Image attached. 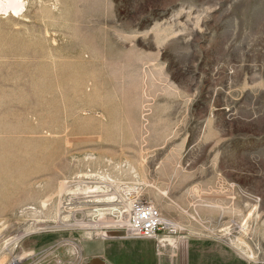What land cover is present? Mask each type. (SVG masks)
<instances>
[{"label": "rangeland", "instance_id": "374dc122", "mask_svg": "<svg viewBox=\"0 0 264 264\" xmlns=\"http://www.w3.org/2000/svg\"><path fill=\"white\" fill-rule=\"evenodd\" d=\"M24 4L0 13V264H187L196 239L264 264V0ZM127 193L174 226L126 238Z\"/></svg>", "mask_w": 264, "mask_h": 264}, {"label": "crops", "instance_id": "0c3cea01", "mask_svg": "<svg viewBox=\"0 0 264 264\" xmlns=\"http://www.w3.org/2000/svg\"><path fill=\"white\" fill-rule=\"evenodd\" d=\"M51 235L52 234H44L35 236L33 240H30L32 242L29 243V245H32L29 249L37 250L43 247L48 243L47 240L50 239ZM87 242H98L101 244V250L90 253L87 252L88 257H98L104 260L107 264H117L114 259H111L112 257L115 258L118 256V254H113L115 244L117 243L116 241H84L83 249H85L84 244ZM162 243L163 240L159 239V245H162ZM187 245L189 251L187 264H189L190 255H193L196 264H232L234 262L229 249H226V247L220 242L196 239L187 242ZM116 253H120L119 250L116 251ZM124 254L128 255V252H125ZM129 254L130 257H132L130 260L135 262V264H143L145 261L144 255L137 251H130Z\"/></svg>", "mask_w": 264, "mask_h": 264}, {"label": "built area", "instance_id": "2783aa9c", "mask_svg": "<svg viewBox=\"0 0 264 264\" xmlns=\"http://www.w3.org/2000/svg\"><path fill=\"white\" fill-rule=\"evenodd\" d=\"M125 198L122 202L118 200V203L123 205L122 212L119 211L120 217L116 221V224L120 225L125 233L126 238L130 239H150L155 238L158 231L168 226L166 221L162 218L159 210L153 205L146 203L143 200L131 198V194H125ZM128 205V206H127ZM118 211V210H117ZM116 214V210H113ZM116 217V216H115ZM20 259L14 258L8 264H19Z\"/></svg>", "mask_w": 264, "mask_h": 264}, {"label": "bare ground", "instance_id": "6f19581e", "mask_svg": "<svg viewBox=\"0 0 264 264\" xmlns=\"http://www.w3.org/2000/svg\"><path fill=\"white\" fill-rule=\"evenodd\" d=\"M24 0H0V13H15V14H17V13H19V12H21L22 10H23V8H24ZM62 186V185H61ZM63 187V186H62ZM62 189V188H61ZM107 191V190H106ZM93 193L92 194H94V191H92ZM95 192H97V191H95ZM104 192V191H103ZM90 193V192H89ZM88 194V193H87ZM90 196H92V195H90ZM108 201H109V199H107ZM91 201V200H90ZM93 201V200H92ZM60 204H61V202H60ZM128 206V205H127ZM107 208H105V209H103V208H98L97 210L98 211H102L101 213H98L100 216H98L97 217V220H93V222L92 221H89V222H86V223H82V221H77L76 220V222H75V224L74 225H77V226H80V227H91V226H97V224L99 223V225H101V224H105V223H110L111 224V222L110 221H105L104 220V217H103V211H105ZM166 223L168 224V225H171V226H174V224L173 223H171V222H167L166 221ZM65 225H67V226H69V224L68 223H66ZM111 225H113V223L111 224ZM105 226V225H104ZM234 242L235 243H237V244H242V241H239L238 239H236L235 238V240H234ZM249 256L252 258V254H249Z\"/></svg>", "mask_w": 264, "mask_h": 264}, {"label": "water", "instance_id": "95a60500", "mask_svg": "<svg viewBox=\"0 0 264 264\" xmlns=\"http://www.w3.org/2000/svg\"><path fill=\"white\" fill-rule=\"evenodd\" d=\"M91 264H107L104 260L100 259V258H93L91 260Z\"/></svg>", "mask_w": 264, "mask_h": 264}]
</instances>
